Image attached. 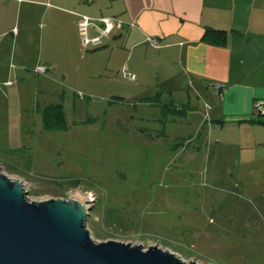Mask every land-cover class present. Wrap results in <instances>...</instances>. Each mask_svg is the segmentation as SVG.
I'll return each mask as SVG.
<instances>
[{"label": "rangeland", "instance_id": "1", "mask_svg": "<svg viewBox=\"0 0 264 264\" xmlns=\"http://www.w3.org/2000/svg\"><path fill=\"white\" fill-rule=\"evenodd\" d=\"M14 5L0 12L3 172L30 199L93 196L87 226L97 240L158 243L203 264H264V187L217 146L206 99L160 71L127 67L137 79L127 78L128 49L112 57L106 45L83 43L84 59L63 71L43 7ZM57 103L68 126L46 129L41 109Z\"/></svg>", "mask_w": 264, "mask_h": 264}, {"label": "crops", "instance_id": "2", "mask_svg": "<svg viewBox=\"0 0 264 264\" xmlns=\"http://www.w3.org/2000/svg\"><path fill=\"white\" fill-rule=\"evenodd\" d=\"M21 1L30 13L43 7L47 33L63 71H68L65 61L84 59L82 16L93 19L89 29L94 27L95 32L94 21L102 17L122 21L104 44L89 45L108 46L104 52L110 50L112 57L119 49H128L122 71H129L127 67L157 75L160 71L164 83L173 81L183 90L190 87L201 94L206 99L203 120L217 146L229 148L251 184L264 187V115L258 113L264 102V0H0L1 18ZM211 28L224 31L222 44L203 39ZM73 70L80 71L81 66L75 64ZM216 83L224 84L222 92ZM252 118L259 122L248 121Z\"/></svg>", "mask_w": 264, "mask_h": 264}, {"label": "water", "instance_id": "3", "mask_svg": "<svg viewBox=\"0 0 264 264\" xmlns=\"http://www.w3.org/2000/svg\"><path fill=\"white\" fill-rule=\"evenodd\" d=\"M264 115V102L258 105ZM0 166V264H203L157 244L97 240L87 226L92 196L30 199Z\"/></svg>", "mask_w": 264, "mask_h": 264}, {"label": "built area", "instance_id": "4", "mask_svg": "<svg viewBox=\"0 0 264 264\" xmlns=\"http://www.w3.org/2000/svg\"><path fill=\"white\" fill-rule=\"evenodd\" d=\"M99 20H100L101 24L95 25L96 30L98 32V35L94 38H89L88 29H89V26L92 25L93 19L87 15L82 16V20L80 22V33L84 37L83 40H84L85 44L93 43V45H98L102 42L103 37L109 36L114 30L119 29L123 26L122 21H120L116 18H113V17H102ZM148 41L153 43V44L158 43L157 40L154 38H149ZM39 70L45 71L46 68L40 67ZM124 73H125V76L128 77L129 79H131V80L136 79L135 74L129 73L125 70H124ZM215 88L218 91L222 92L224 89V84L216 83Z\"/></svg>", "mask_w": 264, "mask_h": 264}, {"label": "trees", "instance_id": "5", "mask_svg": "<svg viewBox=\"0 0 264 264\" xmlns=\"http://www.w3.org/2000/svg\"><path fill=\"white\" fill-rule=\"evenodd\" d=\"M203 39L207 41H212L213 43H216V44H222L225 39L224 31L213 29V28L208 29L205 32ZM41 111H42V116H43L44 127L46 129H51V128L66 129L67 128L68 125L65 119L63 104L61 103L51 104V105L43 107ZM248 121L259 122V120L256 118H252L251 120H248Z\"/></svg>", "mask_w": 264, "mask_h": 264}]
</instances>
